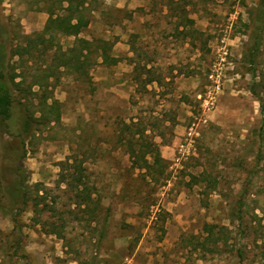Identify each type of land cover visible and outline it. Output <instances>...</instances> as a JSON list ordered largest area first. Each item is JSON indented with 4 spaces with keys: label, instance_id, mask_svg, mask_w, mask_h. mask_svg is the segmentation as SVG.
<instances>
[{
    "label": "rangeland",
    "instance_id": "374dc122",
    "mask_svg": "<svg viewBox=\"0 0 264 264\" xmlns=\"http://www.w3.org/2000/svg\"><path fill=\"white\" fill-rule=\"evenodd\" d=\"M80 1L91 54L77 68L75 37L45 30ZM263 23L264 0H2L15 106L11 134L0 126V264H264ZM30 39L33 56H12ZM53 101L60 121L24 157L23 115ZM140 129L164 160L151 172L131 152Z\"/></svg>",
    "mask_w": 264,
    "mask_h": 264
},
{
    "label": "trees",
    "instance_id": "16d2710c",
    "mask_svg": "<svg viewBox=\"0 0 264 264\" xmlns=\"http://www.w3.org/2000/svg\"><path fill=\"white\" fill-rule=\"evenodd\" d=\"M71 1V0H66ZM2 0H0V6H1ZM87 3H83L82 1L79 2L78 5H80L81 9H68V8H62L61 10L66 14H59L56 12H50L49 13V20L46 26L45 34H49L51 32H56L61 35L69 36V37H75V45L76 47L80 45V49L77 50L76 47H73L68 52L69 53H76L79 51V56L72 58L69 62L72 66L76 65L77 68H80L81 64H83L80 59V57L84 58L85 60H89V56L91 54V42L87 41L85 39L79 38V35L85 30L89 25L90 21H87L84 17V11L86 10L85 6ZM190 23L192 21H189ZM264 25V23L262 24ZM39 38H41L40 35H38ZM42 44L46 43L44 40L40 39ZM36 41L34 39H30L28 43L25 46H18L12 51V56L18 57L19 59H22L25 54H32L33 51L37 48L36 47ZM259 42L255 43V49H259ZM6 50L4 46H0V126L5 127L7 129V134H11V132L8 130V123L13 118V109L15 106V98L12 94V81L13 77L10 75V60L8 59L6 61ZM102 58L103 63H108L109 61L116 63L114 59H109V56L105 51L102 52ZM81 63V64H80ZM80 64V65H79ZM67 65V64H66ZM12 70V68H11ZM151 69H148V67L145 65L141 70L139 67L134 68V80H136L137 83L136 86L139 88V90L142 88L145 93L148 94H156V89L152 87V89H148L149 86L157 85L158 87H161L163 83H161L160 79L151 78ZM146 74L147 80L144 83H138L142 80L143 75ZM47 103L45 102V105ZM58 102L53 101V103L48 107L47 114H44L40 119H37L33 116V114L29 113V111L26 110V114L23 115L20 125V131L18 134V137L22 141L23 145V152L24 157L26 155L25 145L27 140L34 136L37 132V127L42 124H51L52 118L50 117V114H57V117L55 118V122L60 121V115L58 114ZM262 107V114H263V122H264V103L261 102ZM140 138H145L146 132L142 131L141 129L138 131ZM140 148L139 150L132 149V155L137 158L138 160L142 161L144 163V167L147 168V172L154 171L156 167L163 165L164 160L161 157L160 149L157 145L154 143H151L147 137L146 139H140ZM19 170L23 169V167H18ZM151 174V173H150ZM82 178H78V182L82 183ZM25 179H22V184L25 185ZM24 199V205H27L28 202V193H25L23 195ZM88 201H92V195L87 194L85 197H82V202L87 203ZM215 227L209 226L208 227V234L213 235L214 234ZM216 241V240H214Z\"/></svg>",
    "mask_w": 264,
    "mask_h": 264
},
{
    "label": "crops",
    "instance_id": "0c3cea01",
    "mask_svg": "<svg viewBox=\"0 0 264 264\" xmlns=\"http://www.w3.org/2000/svg\"><path fill=\"white\" fill-rule=\"evenodd\" d=\"M99 92H101V91L99 90ZM99 92H98V93H99Z\"/></svg>",
    "mask_w": 264,
    "mask_h": 264
}]
</instances>
